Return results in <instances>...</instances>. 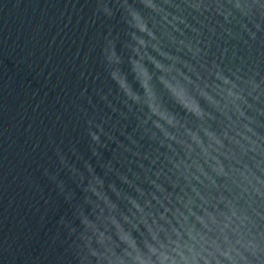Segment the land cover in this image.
Masks as SVG:
<instances>
[{"label": "water", "instance_id": "obj_1", "mask_svg": "<svg viewBox=\"0 0 264 264\" xmlns=\"http://www.w3.org/2000/svg\"><path fill=\"white\" fill-rule=\"evenodd\" d=\"M0 264H264V0H0Z\"/></svg>", "mask_w": 264, "mask_h": 264}]
</instances>
